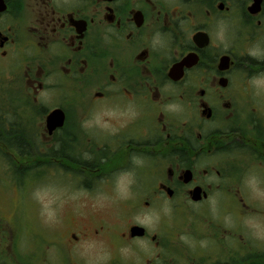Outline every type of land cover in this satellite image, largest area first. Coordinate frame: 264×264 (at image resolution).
Listing matches in <instances>:
<instances>
[{"label":"flooded vegetation","instance_id":"af4514ba","mask_svg":"<svg viewBox=\"0 0 264 264\" xmlns=\"http://www.w3.org/2000/svg\"><path fill=\"white\" fill-rule=\"evenodd\" d=\"M256 80H264V0H0V155L72 176L140 170L137 186H148L151 201L225 207L235 220H210L196 264H264V202L248 197L264 190ZM44 92L52 105H43ZM93 105L112 115L90 134ZM93 153L94 170L80 156ZM145 170L160 176L152 187ZM133 226L114 234L69 219L51 242L50 264H84L81 242L92 234L123 245L149 239L144 228L132 236ZM155 239L147 262L165 264ZM36 255L23 250L14 264H38Z\"/></svg>","mask_w":264,"mask_h":264},{"label":"rangeland","instance_id":"374dc122","mask_svg":"<svg viewBox=\"0 0 264 264\" xmlns=\"http://www.w3.org/2000/svg\"><path fill=\"white\" fill-rule=\"evenodd\" d=\"M74 97L77 99V96ZM41 100L45 106V103L54 102V95L44 92ZM90 110L93 111L86 126L91 134L93 129L99 131L102 116L112 113L105 110L104 106L97 108L93 105ZM74 132L78 137L83 133L76 126ZM101 135V132L95 133L96 139L91 136L93 146L98 143ZM73 144L78 146L76 141ZM76 146L71 150L73 155H76ZM0 153L3 154L1 146ZM12 155L13 159L0 155V264H14V258L23 254V250L33 255L37 252L34 262L50 264L53 256L51 242L57 233L63 231L69 219L84 228L108 226L114 234L125 231L131 223L146 229L149 239L137 240L128 245H123L115 237L109 239V233L92 234L81 242L84 245L82 254L86 255L84 264H148L147 261L156 255L157 249L150 240L152 235L156 236L155 240H159L160 248L164 250L165 264H196L195 247L206 248V242L209 244L204 233L206 236L210 233V220L221 219L229 225L235 220V215L225 213V207L213 206L210 211L204 210V204L183 207L178 197L163 203L151 201L153 192L146 190L148 186H137L140 170L133 174L127 173L125 169L107 178L90 176L89 173L79 176L74 171L72 176L68 169L63 168L62 171L59 168L54 171L44 166L45 162L42 161L35 169L28 164L37 160H27L23 156L20 159ZM80 156L89 163L90 169L94 170L101 165L95 153ZM136 161L142 163L140 158ZM21 169L25 173L23 177L17 173ZM145 174L149 175L145 177L149 179V187L160 177L146 170ZM106 180L112 182L114 187L105 186ZM251 196L264 202V190L249 191L248 197ZM145 201H149L150 206H144ZM119 247L122 249L118 250ZM183 247L187 248L186 253ZM113 256H118L116 259L120 263L110 260Z\"/></svg>","mask_w":264,"mask_h":264},{"label":"clouds","instance_id":"9594fccd","mask_svg":"<svg viewBox=\"0 0 264 264\" xmlns=\"http://www.w3.org/2000/svg\"><path fill=\"white\" fill-rule=\"evenodd\" d=\"M222 29H221V35H222ZM252 55H257V52H255V51H253L252 52ZM254 83L257 85V87H260L261 85H264V80H256V81H254ZM129 179V182H130V178H128ZM247 183H250V184H253V183H255V178L253 177V178H250L248 181H247Z\"/></svg>","mask_w":264,"mask_h":264},{"label":"water","instance_id":"95a60500","mask_svg":"<svg viewBox=\"0 0 264 264\" xmlns=\"http://www.w3.org/2000/svg\"><path fill=\"white\" fill-rule=\"evenodd\" d=\"M130 233L132 236H142L144 234V229L142 227L133 226L130 228Z\"/></svg>","mask_w":264,"mask_h":264}]
</instances>
